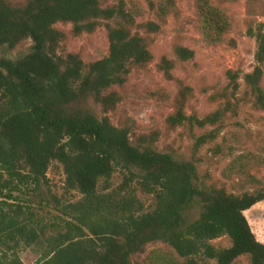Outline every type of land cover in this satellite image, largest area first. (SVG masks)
<instances>
[{
	"label": "trees",
	"instance_id": "16d2710c",
	"mask_svg": "<svg viewBox=\"0 0 264 264\" xmlns=\"http://www.w3.org/2000/svg\"><path fill=\"white\" fill-rule=\"evenodd\" d=\"M99 1L28 0L23 7L13 8L0 0V45L13 48L23 39L32 43L21 57L0 59V198L14 200L13 193L22 188L33 191L46 180L52 162L61 166L65 187L81 195L66 207L65 231L49 237L37 223L18 220L20 207L15 210L12 203L0 201V264H23L14 249L40 243L45 244V251L36 264H131L130 257L153 241L167 244L183 260L179 264H199L196 257L231 264L243 255L249 264H264V244L256 239L245 216L264 200V184L240 195L198 189L193 184L192 164L132 146L125 128L91 113L88 100L108 112L118 97L106 91L123 84L129 66L150 60L142 39L121 27L108 28L107 56L89 64L85 72L76 55L56 56L62 34L54 24L70 23L78 35L93 31L99 20H111L117 13L125 16L113 8L102 9ZM167 5L170 9L172 1L165 0ZM165 6L160 8L164 13ZM209 10L204 21L214 23L218 15ZM147 26L158 29L154 23ZM248 32L256 43V65L243 82L263 108L264 33ZM174 54L180 61L193 57L182 46H176ZM226 78L236 91L237 74L227 71ZM185 119L178 112L167 121L174 126ZM212 120L195 122L203 126ZM235 166L244 171L239 160L227 169ZM116 168L126 173L117 192L99 193V181L108 180ZM245 178L246 182L255 179ZM133 179L139 191L152 196V211H142V203L130 188ZM196 203L201 205L198 218L185 225L183 213ZM222 236L229 238L228 248L209 244Z\"/></svg>",
	"mask_w": 264,
	"mask_h": 264
},
{
	"label": "rangeland",
	"instance_id": "374dc122",
	"mask_svg": "<svg viewBox=\"0 0 264 264\" xmlns=\"http://www.w3.org/2000/svg\"><path fill=\"white\" fill-rule=\"evenodd\" d=\"M4 1L20 8L28 0ZM171 1L169 9L165 0H100L102 9L113 8L125 16L117 13L111 20H99L93 31L78 35L70 23L54 24L53 28L62 34L55 54L61 59L67 54L76 55L85 72L89 64L107 56L108 28L121 27L141 38L150 60L129 66L123 84L106 91L118 97L108 112L88 100L91 113L99 119L106 116L113 126L125 128L132 146L148 147L192 164L193 184L198 189H223L231 195L256 189L264 184V107L256 104L243 76L256 65V43L248 31L264 33V0ZM162 6L166 7L165 13L160 10ZM208 10L218 15L216 22L204 21ZM148 23L156 24L158 29L150 30ZM31 44L30 39H23L13 48L0 45V59L15 60L27 53ZM176 46L190 49L193 57L180 61L174 54ZM227 71L238 76L236 91L228 86ZM260 88L264 93V81ZM178 112L186 119L171 126L167 119ZM206 118L213 120L203 126L195 122ZM234 160L243 165V172H239L238 165L227 169ZM125 175L123 170L114 169L108 180L99 181L98 192H117ZM245 175L255 179L246 182ZM45 177L33 191L22 188L13 193L14 200L0 201L12 203L15 210L20 207L18 220L37 223L49 237L65 231L63 224L69 219L66 207L78 202L81 195L65 187L57 162L49 165ZM135 183L133 179L130 188L142 203V211H152V196L139 191ZM200 206L196 203L184 211L185 225L198 218ZM245 216L256 239L264 244V200ZM209 244L223 249L230 246V241L222 236ZM44 249L43 243L20 245L14 253L23 264H36L44 256ZM196 258L199 264H215L214 260ZM170 259L178 264L183 261L161 241L148 243L130 257L131 264H164ZM231 264H249L248 256H240Z\"/></svg>",
	"mask_w": 264,
	"mask_h": 264
}]
</instances>
